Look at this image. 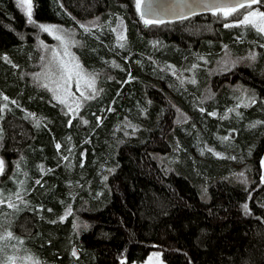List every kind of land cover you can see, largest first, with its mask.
Returning a JSON list of instances; mask_svg holds the SVG:
<instances>
[{
    "label": "trees",
    "instance_id": "1",
    "mask_svg": "<svg viewBox=\"0 0 264 264\" xmlns=\"http://www.w3.org/2000/svg\"><path fill=\"white\" fill-rule=\"evenodd\" d=\"M32 3L29 24L17 0H0V156L7 163L0 178L14 173L28 182L31 203L14 229L42 262L132 264L160 249L166 264H264V35L236 25L251 9L145 25L135 0ZM255 6L264 10V3ZM119 18L127 25L124 47L110 28ZM41 22L75 31L79 62L102 80L104 96L86 112L91 121L86 129L77 117L68 125L67 112L36 82ZM119 59L141 62L143 71L133 70L127 83L129 67ZM223 60L234 63L228 67ZM184 73L196 82L183 83ZM236 104L240 116L225 123L237 127L243 177L212 164L197 169L183 154L172 165L164 160L180 153L176 147L181 150L184 139H206L194 127L198 119L210 137L218 120L208 112ZM108 107L111 113L98 126L96 118ZM68 136L77 154L92 144L89 160L71 177L57 165L54 148ZM40 163L46 164L45 175ZM67 178L81 184L74 194L65 188ZM6 186L18 189L12 182ZM71 205L78 227L73 217L57 221L56 214ZM1 208L4 220L6 207Z\"/></svg>",
    "mask_w": 264,
    "mask_h": 264
},
{
    "label": "rangeland",
    "instance_id": "2",
    "mask_svg": "<svg viewBox=\"0 0 264 264\" xmlns=\"http://www.w3.org/2000/svg\"><path fill=\"white\" fill-rule=\"evenodd\" d=\"M21 6V9L23 13L25 14L27 18V22L29 23V17L27 15L29 7L26 2V0H17ZM259 11L264 12V10L259 7L255 6L251 8V11ZM33 13V3L31 0V20H32V14ZM33 24V23H29ZM39 24L43 25H51L55 26L56 31L50 35L48 32H45L41 30L40 28H37V31L39 34L36 36V44L41 49L42 53V67L39 71V73L36 75V82L39 85L41 89L45 91V94L50 97L51 101L55 102L56 105L60 108L61 112H67L66 118L67 120L72 121L77 117L79 127L83 126L84 129L88 128L90 126V117L86 114L88 111H92L93 107L98 103L101 99H103L104 96V90L102 87V80L95 81V87H96V94L90 98V99H83L80 97V94L76 92V82L75 79L69 82L67 85L68 91L65 92L61 90L60 92L56 93L57 95H60L63 98H66L67 104L71 106L74 111L69 110L68 106L60 104L57 100L53 98V92L49 91V88L55 89L58 84H62L63 82L60 80V68H59V61L61 60H71L72 57H75L76 61L79 62L78 59V53H77V46L79 44L78 37L76 35V32L67 29L62 24L58 23H50V22H41ZM235 24V23H234ZM118 25H120L118 27ZM236 25H243V26H252L241 24L240 22H237ZM253 27V26H252ZM111 29L116 28V31L114 32L116 37L117 44L123 43L126 40L118 41L117 36L119 34H123L126 37V29L127 25L124 20H121L120 18L115 22V24L111 25ZM254 28V27H253ZM256 29V28H255ZM257 31V30H256ZM264 35V33H262ZM60 36L63 40V43L60 40L55 39V36ZM40 36V38H39ZM39 38V40H38ZM65 48H67V55L65 54ZM57 53L55 57L53 56V52ZM5 62H8V57L4 58ZM119 62L126 63L129 67L128 76H127V83L131 82L133 80V73L132 71L135 69L142 70L143 66L141 62L137 61H128L119 59ZM224 65L226 66H232L233 61L230 64V60H223L222 61ZM79 64L83 67V65L79 62ZM125 65V64H124ZM84 71L86 73H89L84 67ZM185 75H180L183 83H185L186 80L192 81L194 79L192 73L190 75L184 73ZM47 84L48 87H44V85ZM81 87L84 88V83H81ZM240 89L245 93L248 94L249 97H246L247 102L251 101V96L246 89H243L240 86ZM87 91V89L85 88ZM71 94H74L71 95ZM89 95L91 93L89 92ZM79 101L80 107L76 108V101ZM253 101V100H252ZM249 106V105H248ZM240 105H231L229 108L225 109L223 112L218 111L217 108L213 109L212 111L208 112V115L211 119L218 120L216 122L215 129L212 133V135L208 136V128L204 124V122L198 121L194 125V127L201 129L203 133L206 134V139L201 143L198 142L195 139H192V142H188L187 140H183V143L181 144L182 149L180 150L178 147H176V151L180 152L174 155H168L164 160L169 164L172 165L175 161V163L178 162V157L180 154L185 155V157L189 160H192L195 168L199 169V165H210L212 164L215 169L220 170H227L232 174H236L238 176L239 173H244L243 165H241L244 161V158H241L238 155L237 149V143L235 140V137L238 134L237 127L234 124L225 123L230 120L236 119V117H239L241 112L239 111ZM114 109V105L112 106ZM110 107L107 108V111L104 113L105 115H99L96 118V123L98 126H103L105 118L107 114L111 113ZM197 109L201 114H204L206 109H204L203 105H198ZM232 109V111H229ZM91 113V112H90ZM210 113H215V115H210ZM71 117V118H70ZM99 118V119H98ZM66 120V121H67ZM189 118H187L184 122L189 123ZM68 125H70L69 121L66 122ZM74 123V121H73ZM125 129L129 130V127L131 128L130 124L124 123ZM127 126V127H126ZM129 126V127H128ZM133 128H137L135 125H132ZM225 129L223 130L222 129ZM81 128V127H80ZM132 128V130H133ZM138 131V130H136ZM223 137H228L227 140L222 139ZM235 141V142H234ZM59 144L60 148L57 149L56 145ZM55 151L57 152V165L60 166L64 171H66V175L71 177V173L77 168L80 169L83 168L86 164V162L89 160L88 151L92 148V144L89 143V146H84L80 149V151L77 154L76 151V145L73 143L72 138L70 136L66 137V141L59 142L55 141L54 143ZM212 149V151H208L207 149ZM219 153L220 156L214 155L213 153ZM92 155V154H91ZM231 157H235V159H231ZM242 160V161H241ZM0 161L3 162V173L7 170V163L4 160L2 156H0ZM77 161V162H76ZM41 166H43V170L41 169ZM40 171L45 175L46 170V164L40 163L39 164ZM0 174V176L2 175ZM10 175V176H9ZM7 178H0L3 179L0 183V199H4V203L0 204L1 207L5 208V219L0 220V236L6 235V233L10 232L12 234V239H5L0 240V264H45L42 262L40 257L38 256L37 252L34 251L31 247V245H28L26 240L24 239L23 235L20 234V232L15 231L14 225L17 220V217L21 216L24 207L28 208L30 206V198L26 194L25 187L27 186L28 182H25V179H16L14 176V173H10ZM68 177V178H70ZM66 179L67 184L65 185L67 192L69 194H74L80 187L81 184L79 181L73 182L72 179ZM41 181L40 179L38 180ZM12 182L14 184H17L18 189L17 191H12L10 186H6L7 183ZM39 184V183H38ZM4 185V186H3ZM42 189H39L38 191H41ZM16 193L20 194V198L16 196ZM9 200L11 203L15 205V207H8ZM69 207V206H68ZM65 208L63 212L60 214H56L59 222L64 223L69 219L70 217L74 218V223L77 224L78 227V218L76 216L75 218V210L73 205L70 206L71 208V214L65 216V212L68 209ZM3 208V209H4ZM23 208V209H22ZM51 208V207H48ZM61 217H64L61 219ZM22 241V243H20ZM72 245L69 243V246ZM73 252V248L71 249ZM11 258V260H10ZM132 264H166L164 257H163V251L160 249H153L150 254L147 256L146 259L132 263Z\"/></svg>",
    "mask_w": 264,
    "mask_h": 264
},
{
    "label": "snow or ice",
    "instance_id": "3",
    "mask_svg": "<svg viewBox=\"0 0 264 264\" xmlns=\"http://www.w3.org/2000/svg\"><path fill=\"white\" fill-rule=\"evenodd\" d=\"M29 10H28V17H29V23H33V21L31 20V0H26ZM142 2L143 0H135V6H136V11L138 13L141 12V6H142ZM264 3V0H233L232 3L230 4H226V5H206V7H209L210 10L213 11V14L215 15L217 12H222L223 15L225 17L229 16L230 14H232L233 12H235L237 9L239 8H248L251 9L252 6L254 4H261ZM141 19L144 21L145 25H150L153 23L159 24V23H163L164 21L162 20H151V19H144L143 14L141 15ZM241 24L244 25H249L251 24L254 28H256V30L260 33H264V12H259V11H249L246 14H243L242 19L239 21ZM120 25H118L119 27ZM229 26V25H226ZM38 27L45 31L48 32L50 35H52L55 31L56 28L55 26H51V25H43V24H39ZM81 27H84L83 25ZM88 30V29H86ZM113 32L116 31V28L112 29ZM57 40H60L63 43V40L60 36H55L54 37ZM126 37L123 34H119L117 36V40L118 41H123L125 40ZM119 47H124L123 43H119L118 44ZM65 54L67 55V48H65ZM56 55H58L57 53H55V51L53 52V56L55 57ZM249 59L254 60L255 59V55L253 54L252 56L249 57ZM118 67V65H117ZM171 67V66H169ZM193 67H196L195 65H193ZM59 68H60V80L63 82L62 84H58L57 87L55 89L49 88V91L53 92V98L55 100H57L60 104L68 106L70 112L74 111V109L71 108L70 105L67 104V100L66 98L61 97L60 95H57L56 93L60 92L61 90L67 92L68 91V87L67 85L69 84L70 81H72L73 79H75L76 82V92H78L80 94V97H82L83 99H90L92 98L97 90L95 87V81H96V77L97 74L94 73H86L83 69V67L79 64L78 61H76L75 57H72L71 60L65 61V60H61L59 61ZM84 83V88L81 87V83ZM196 81L193 79L191 81V83H195ZM44 87H48L47 84L44 85ZM85 88L87 89V91L85 90ZM89 92L91 93V95H89ZM74 96V94H71ZM4 100H8V97H3ZM253 103L255 102L254 100L252 101ZM12 103H15L14 101ZM81 105L79 103V101H76V108H79ZM4 107H7V105H4ZM229 111H232V109H230ZM31 115V114H30ZM210 115H215V113H210ZM99 119V118H98ZM69 123H71V121H69ZM256 123H260V122H256ZM40 121L36 120V125L39 126ZM131 126V125H130ZM252 127H255V124L251 125ZM222 139L227 140L228 137H223ZM57 149L59 150L60 145L57 144L56 145ZM208 151H212V149H207ZM214 155L220 156L219 153H213ZM231 159H235V157H231ZM3 162L0 161V174H2L3 172ZM41 169L43 170V166H41ZM240 177H243L244 174L243 173H239L238 174ZM242 183H247L246 179L241 181ZM37 183H39V181H37ZM262 183H264V180H262ZM0 196H2V194H0ZM16 196L18 198H20V194L16 193ZM5 201L4 199H0V204H3ZM8 207H15V205L13 203H11V201L9 200L8 202ZM243 209L245 210V212H248V205L244 204ZM71 214V208L70 206L68 207V209L65 212V216L70 215ZM64 217H61V219H63ZM12 234L10 232L6 233V235L4 236H0V240H5V239H12ZM20 243H22V241H20ZM73 256H76V251L73 250L72 252ZM11 260V258H10Z\"/></svg>",
    "mask_w": 264,
    "mask_h": 264
},
{
    "label": "water",
    "instance_id": "4",
    "mask_svg": "<svg viewBox=\"0 0 264 264\" xmlns=\"http://www.w3.org/2000/svg\"><path fill=\"white\" fill-rule=\"evenodd\" d=\"M233 0H143L140 15L144 19L172 22L186 18L213 13L206 5H226ZM264 167V152L262 155Z\"/></svg>",
    "mask_w": 264,
    "mask_h": 264
},
{
    "label": "bare ground",
    "instance_id": "5",
    "mask_svg": "<svg viewBox=\"0 0 264 264\" xmlns=\"http://www.w3.org/2000/svg\"><path fill=\"white\" fill-rule=\"evenodd\" d=\"M175 43V42H174ZM177 44V43H176ZM136 110V109H135ZM134 115V114H133ZM139 115V114H138ZM132 117H134V116H132ZM136 118V117H135ZM138 118V117H137ZM138 120V119H137ZM143 121V120H142ZM141 123V122H140ZM135 124V123H134ZM179 128V127H178ZM173 130V129H172ZM176 132V131H175Z\"/></svg>",
    "mask_w": 264,
    "mask_h": 264
}]
</instances>
